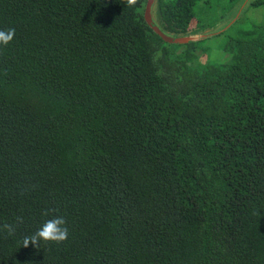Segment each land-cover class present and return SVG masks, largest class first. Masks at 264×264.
<instances>
[{
	"label": "trees",
	"instance_id": "16d2710c",
	"mask_svg": "<svg viewBox=\"0 0 264 264\" xmlns=\"http://www.w3.org/2000/svg\"><path fill=\"white\" fill-rule=\"evenodd\" d=\"M146 2L0 0V264H264V0Z\"/></svg>",
	"mask_w": 264,
	"mask_h": 264
},
{
	"label": "clouds",
	"instance_id": "9594fccd",
	"mask_svg": "<svg viewBox=\"0 0 264 264\" xmlns=\"http://www.w3.org/2000/svg\"><path fill=\"white\" fill-rule=\"evenodd\" d=\"M136 0H127L129 6L134 5ZM15 28L0 29V46H7L15 37ZM55 209H45L42 215L49 217L50 213H54ZM24 222L22 216L15 217L13 223L5 222L0 224V231L13 235L18 226ZM69 230L65 218L61 215H51L50 218L44 220L41 226L31 235L23 237L22 246L28 247L30 244L34 248H40V241H52L61 243L68 238Z\"/></svg>",
	"mask_w": 264,
	"mask_h": 264
},
{
	"label": "rangeland",
	"instance_id": "374dc122",
	"mask_svg": "<svg viewBox=\"0 0 264 264\" xmlns=\"http://www.w3.org/2000/svg\"><path fill=\"white\" fill-rule=\"evenodd\" d=\"M203 9V7L202 6H198V7H196V10H202ZM235 9V8H234ZM156 10V3H155V1H154V3L152 4V15H154V11ZM236 10H234L233 11V13L235 12ZM232 13V14H233ZM264 13V8H262V9H260V8H258V9H253V10H251L250 12H248L246 15H245V17H250V15H252V17H260L262 14ZM200 15H201V18H203L204 19V17H206L205 16V14L203 13V11H202V14H201V11H200V13H199V17L198 18H200ZM231 16V15H230ZM230 16H228V17H226L224 20H222V21H220V22H218V24L215 26V29L214 30H209V29H206L204 32H202V33H197V34H200L201 35V37H203L204 36V33L206 34H209L210 32H216L218 29H220V27H222L223 26V24H225V22H227L228 21V19H229V17ZM231 18V17H230ZM193 28H195V27H192V29ZM193 32V31H192ZM195 33V32H194ZM209 36V35H208ZM200 37V38H201ZM207 40V39H206ZM204 46H209L210 47V49H209V51H208V54L212 57V58H215V59H218V60H222L224 57H226L227 56V54L223 51V50H221L220 49V46H216V44H213V42H212V37L211 38H209L208 39V41H206V42H204ZM181 48H179L178 50H180ZM198 52H200L199 50H198Z\"/></svg>",
	"mask_w": 264,
	"mask_h": 264
},
{
	"label": "water",
	"instance_id": "95a60500",
	"mask_svg": "<svg viewBox=\"0 0 264 264\" xmlns=\"http://www.w3.org/2000/svg\"><path fill=\"white\" fill-rule=\"evenodd\" d=\"M155 0H147L145 9H144V18L146 22L152 26V28L167 42L170 43H182L189 40H197L200 39V34H186L180 36H173L167 33H164L157 25L153 24L152 17V4Z\"/></svg>",
	"mask_w": 264,
	"mask_h": 264
},
{
	"label": "bare ground",
	"instance_id": "6f19581e",
	"mask_svg": "<svg viewBox=\"0 0 264 264\" xmlns=\"http://www.w3.org/2000/svg\"><path fill=\"white\" fill-rule=\"evenodd\" d=\"M202 39V38H201Z\"/></svg>",
	"mask_w": 264,
	"mask_h": 264
}]
</instances>
